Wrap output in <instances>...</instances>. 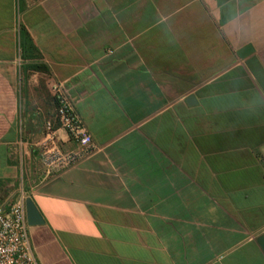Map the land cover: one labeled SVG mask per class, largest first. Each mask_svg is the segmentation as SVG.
<instances>
[{
	"label": "crops",
	"instance_id": "crops-1",
	"mask_svg": "<svg viewBox=\"0 0 264 264\" xmlns=\"http://www.w3.org/2000/svg\"><path fill=\"white\" fill-rule=\"evenodd\" d=\"M52 79L97 150L45 174ZM263 155L264 0H0V209L31 197L40 264H264Z\"/></svg>",
	"mask_w": 264,
	"mask_h": 264
},
{
	"label": "built area",
	"instance_id": "built-area-1",
	"mask_svg": "<svg viewBox=\"0 0 264 264\" xmlns=\"http://www.w3.org/2000/svg\"><path fill=\"white\" fill-rule=\"evenodd\" d=\"M49 89L55 103L54 117L45 120L39 138L34 140L39 148V165L45 174L68 168L97 150L66 84L52 79L49 81ZM55 123L59 130L67 134L72 142L71 147H64L57 140ZM17 129L22 136L24 117L20 112ZM262 162L264 166V155ZM25 198L24 192L19 191L9 197L6 205L0 209V264H40L28 234Z\"/></svg>",
	"mask_w": 264,
	"mask_h": 264
},
{
	"label": "water",
	"instance_id": "water-1",
	"mask_svg": "<svg viewBox=\"0 0 264 264\" xmlns=\"http://www.w3.org/2000/svg\"><path fill=\"white\" fill-rule=\"evenodd\" d=\"M191 99H193L192 96L188 98V100H191ZM25 209H26V219H27L28 225L42 224L44 222L36 205L34 204L33 200L29 196L25 198Z\"/></svg>",
	"mask_w": 264,
	"mask_h": 264
},
{
	"label": "trees",
	"instance_id": "trees-1",
	"mask_svg": "<svg viewBox=\"0 0 264 264\" xmlns=\"http://www.w3.org/2000/svg\"><path fill=\"white\" fill-rule=\"evenodd\" d=\"M20 40L23 48H25V45L30 46L32 49L35 48L32 39L30 38L28 32L23 27L20 28ZM35 67H39V66L36 65Z\"/></svg>",
	"mask_w": 264,
	"mask_h": 264
}]
</instances>
